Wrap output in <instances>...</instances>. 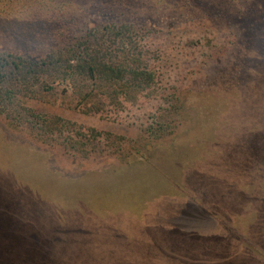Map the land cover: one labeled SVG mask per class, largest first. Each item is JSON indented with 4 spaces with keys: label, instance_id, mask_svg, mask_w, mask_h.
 <instances>
[{
    "label": "rangeland",
    "instance_id": "rangeland-1",
    "mask_svg": "<svg viewBox=\"0 0 264 264\" xmlns=\"http://www.w3.org/2000/svg\"><path fill=\"white\" fill-rule=\"evenodd\" d=\"M186 1L0 0V264H264V25Z\"/></svg>",
    "mask_w": 264,
    "mask_h": 264
},
{
    "label": "trees",
    "instance_id": "trees-1",
    "mask_svg": "<svg viewBox=\"0 0 264 264\" xmlns=\"http://www.w3.org/2000/svg\"><path fill=\"white\" fill-rule=\"evenodd\" d=\"M190 2L195 3L193 4L194 7H196L198 3H203L201 0H187L184 3L189 5ZM227 10L239 21H252L251 26L247 28H252L256 25H264V0H236V5H230ZM99 30L100 29L95 28L96 33L93 30V36H90L91 30H88L87 32L89 33L88 36L85 35L86 38L90 39V37H92V39H98L97 36L99 34ZM115 31L116 29L114 26L107 24L101 33L108 38L121 36L120 34L119 36H116L117 33ZM81 45V50H78V48L67 50L66 55H68V57L64 60L62 59V61L60 60L58 66V68H66L70 72V75H72V78H70L71 81L78 77H87L92 79L95 77L96 72L99 73L102 80L105 81H117L121 78V75L124 73L123 68L126 63L119 58H123V56L128 55L126 43L121 39V37H119V42L117 43L119 50L117 54L114 55H112L109 45L104 42L99 43V39L96 43L91 45L87 42V40L84 44L81 43ZM100 54L102 56V60H99ZM118 56L119 58H117ZM61 63L65 64V66ZM1 78L2 76L0 75V79Z\"/></svg>",
    "mask_w": 264,
    "mask_h": 264
}]
</instances>
